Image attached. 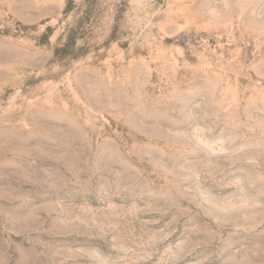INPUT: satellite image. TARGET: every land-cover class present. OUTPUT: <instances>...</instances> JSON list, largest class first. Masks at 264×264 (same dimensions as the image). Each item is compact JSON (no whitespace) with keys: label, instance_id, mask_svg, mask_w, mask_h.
<instances>
[{"label":"rangeland","instance_id":"obj_1","mask_svg":"<svg viewBox=\"0 0 264 264\" xmlns=\"http://www.w3.org/2000/svg\"><path fill=\"white\" fill-rule=\"evenodd\" d=\"M0 264H264V0H0Z\"/></svg>","mask_w":264,"mask_h":264}]
</instances>
